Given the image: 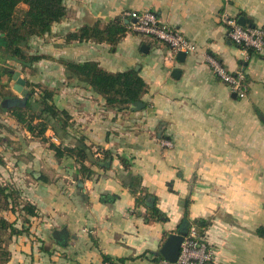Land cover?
<instances>
[{
    "label": "crops",
    "instance_id": "1",
    "mask_svg": "<svg viewBox=\"0 0 264 264\" xmlns=\"http://www.w3.org/2000/svg\"><path fill=\"white\" fill-rule=\"evenodd\" d=\"M65 3L67 16L31 41L32 53L47 58L29 77L19 62H1L21 73L28 90L39 82L55 90L54 103L72 118L66 131L49 126L45 139L26 129L1 139L5 181L37 208L28 231L10 241L5 264H157L153 259L168 236L186 229V209L190 221L209 223L204 235L214 249L210 264H264V238L257 234L264 226V48L244 56L230 40L227 24L243 16L248 25L264 28V0ZM144 10L181 31L198 51L179 58L130 28L115 47L68 39L83 27H105L117 19L130 27L125 12ZM210 52L232 72L246 61L245 97L215 75L207 61ZM65 61H95L111 73L139 71L147 84L143 106H107L91 86L67 76ZM2 81L16 93L13 77L4 75ZM52 143L85 148L84 165L92 173L82 171L73 156L57 157ZM103 150L113 155L108 168L91 163L105 157ZM137 176L156 196L166 221H145L147 208L136 207L130 192ZM104 255L113 261L105 262Z\"/></svg>",
    "mask_w": 264,
    "mask_h": 264
},
{
    "label": "trees",
    "instance_id": "2",
    "mask_svg": "<svg viewBox=\"0 0 264 264\" xmlns=\"http://www.w3.org/2000/svg\"><path fill=\"white\" fill-rule=\"evenodd\" d=\"M66 0H0V91L6 88L2 84L4 75L13 76V69L1 65V62L7 59L15 60L22 66L23 72L33 71L34 65L47 58L46 55L32 53L31 41L35 37H43L52 30V26L62 21L68 13ZM129 26L124 21L113 20L105 27L98 24L92 27H83L78 32L70 33L68 39L93 40L96 42H106L113 47L126 36ZM241 49L244 46L239 45ZM248 51H254L249 49ZM211 55L217 56L210 52ZM246 61L241 60V68L246 73ZM68 77H75L80 81L91 86L97 93L103 96L109 107L116 109H127L131 105L142 101V96L146 92L147 84L140 76L139 71L130 69L127 71L111 73L100 67L98 62H64ZM245 83L248 84L246 73ZM34 84H30L32 86ZM33 87V86H32ZM40 85H34L29 90L31 96L25 108L16 107L13 109H4L11 112V115L17 122L28 130L35 137H42L49 126H54L55 131H66L72 123L70 114L65 110H60L54 103L55 90L42 88ZM54 121V122H53ZM55 122L59 125L55 126ZM56 150L57 157L70 155L75 157L81 163V170L86 173H92L91 169L84 165L88 159V152L80 146L60 147L51 144ZM100 150V149H98ZM94 150H92L93 153ZM95 153V152H94ZM93 153V154H94ZM104 158H95L91 163L108 168L113 155L108 150H103ZM122 161L126 167L129 162L124 158ZM5 164L4 156L0 153V166ZM130 192L135 197L136 207L145 206L147 212L145 221H166L167 216L161 212L157 204V198L142 185L141 176L134 178L130 185ZM20 204L19 213L23 214V225L17 227L16 221H9L1 215L3 209H11L16 212V205ZM17 213V212H16ZM37 215V208L29 201H25L21 191L10 183L0 182V264H5L10 260L11 251L9 243L14 236L27 232L26 224L30 223L31 218ZM184 222L186 223L187 233L194 224L198 227L201 234H205L209 223L206 220L190 221L189 211L186 209ZM257 234L264 238V226L257 229ZM7 235V236H6ZM7 237V238H6ZM163 259L161 253L154 257L158 264ZM123 263L125 259H117ZM104 261H113L112 257L104 255Z\"/></svg>",
    "mask_w": 264,
    "mask_h": 264
},
{
    "label": "built area",
    "instance_id": "3",
    "mask_svg": "<svg viewBox=\"0 0 264 264\" xmlns=\"http://www.w3.org/2000/svg\"><path fill=\"white\" fill-rule=\"evenodd\" d=\"M125 15L132 20L129 27L132 31L167 45L172 54L179 52L194 53L198 51L196 43L188 39L181 31L164 23L158 15L151 10L127 11ZM229 38L237 45H242L243 55H248V48L260 52L264 48V28L257 25H242L238 18L227 20ZM207 61L215 75L241 98L248 92L245 83L246 73L241 68L229 71L216 57L207 55ZM167 145L171 142L167 141ZM214 258V249L209 245L205 235L201 234L196 225H192L181 245V252L177 262L170 264H210ZM167 260L158 264H168Z\"/></svg>",
    "mask_w": 264,
    "mask_h": 264
},
{
    "label": "water",
    "instance_id": "4",
    "mask_svg": "<svg viewBox=\"0 0 264 264\" xmlns=\"http://www.w3.org/2000/svg\"><path fill=\"white\" fill-rule=\"evenodd\" d=\"M239 22L242 25H247L248 21L246 17H240ZM187 53L185 52H179L178 57L179 58H185ZM180 71L177 69L174 71V74L179 73ZM13 80L15 81V85L13 86V89L17 91L20 96H6L2 97L0 94V105L6 109H11L15 107H21L24 108L27 106L29 98L31 96V92L26 88L27 80L24 79L21 76V73L19 71H13ZM143 106V103L141 101L137 102L135 104V108L139 110ZM61 234L60 231H57ZM187 235V228L183 229L179 234H170L165 241V244L160 250V253L162 256L169 262V263H175L178 260V257L181 252V245L184 241V238ZM60 240V237L58 238Z\"/></svg>",
    "mask_w": 264,
    "mask_h": 264
},
{
    "label": "rangeland",
    "instance_id": "5",
    "mask_svg": "<svg viewBox=\"0 0 264 264\" xmlns=\"http://www.w3.org/2000/svg\"><path fill=\"white\" fill-rule=\"evenodd\" d=\"M31 73L32 72L30 70H26V71H24V76L27 78V77H29V75ZM2 84H4L3 81H2ZM6 85L8 86V84H6ZM34 85H35V83H34ZM34 85H32V86L34 87ZM36 85H40V87H42V88H47V85L44 82L36 83ZM32 86H30V85L28 86L29 90H31L33 88ZM42 88H40V90H42ZM0 89H1V87H0ZM16 93H17V95L19 94L17 91H16ZM16 93L12 92L10 89L7 90V88H5L4 91L2 92V94H4V96H17V95H15ZM19 96H20V94H19ZM0 107L2 108L1 105H0ZM11 109H13V108H11ZM8 110H4V109L1 110L0 109V148L2 147L1 139H3V137H11V136H8V135H10V134L11 135H16L17 133H19V131L24 129V127L17 122V120L11 115V112L8 111ZM15 124H18L19 126L18 127H14L13 125H15ZM0 153L2 154L1 149H0ZM1 166H0V182H2V183H10V182H6L5 181V176H3V174H2V168L3 167H1ZM10 184H13V183H10ZM20 208H21L20 204L18 203L16 205V208H15L17 213L11 211V209H7L6 208V209H3L1 211V215L6 217L9 221H16L15 225L17 227H21L23 225L24 218H23V214L19 213Z\"/></svg>",
    "mask_w": 264,
    "mask_h": 264
}]
</instances>
